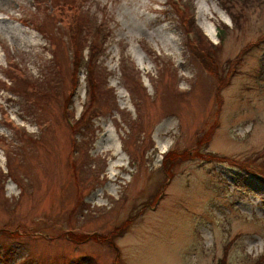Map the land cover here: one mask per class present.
Returning <instances> with one entry per match:
<instances>
[{
  "label": "rangeland",
  "instance_id": "374dc122",
  "mask_svg": "<svg viewBox=\"0 0 264 264\" xmlns=\"http://www.w3.org/2000/svg\"><path fill=\"white\" fill-rule=\"evenodd\" d=\"M62 1L0 0V264H264V183L208 158L264 162V0H189L216 74L169 0ZM74 12L83 56L103 46L90 105Z\"/></svg>",
  "mask_w": 264,
  "mask_h": 264
},
{
  "label": "trees",
  "instance_id": "16d2710c",
  "mask_svg": "<svg viewBox=\"0 0 264 264\" xmlns=\"http://www.w3.org/2000/svg\"><path fill=\"white\" fill-rule=\"evenodd\" d=\"M56 2V1H55ZM58 5V9L59 11H69V9H71V5L72 3H68L66 2V0L60 2V3H56ZM68 9V10H67ZM71 12V11H70ZM79 16V15H78ZM80 22V19L77 21L76 19V13L74 12L72 17H71V22L69 23V27L68 29L72 31V33H70L69 35V42L71 44V51H72V87H71V91L70 93L73 91V88L76 86L77 84V75H76V71L80 68V66H84V69L86 70V92H87V101H88V105L92 104L95 99H96V94L98 93L96 91V89H99V86H97V82H96V77L94 75V68H95V61L97 59V56L100 54V52L103 49L102 44H98L96 41L90 42L89 43V53L88 56L86 58L83 57L82 55V46H83V40L81 38H79V29H78V24ZM181 24H183L185 27L183 28L184 31L186 32V38H185V45L187 47V49L189 50V52L194 55L195 57L199 58V60L202 62L203 67L210 73V74H216L217 73V69H216V61L214 59V52L217 48L220 47L221 42L219 45H214L212 44L203 34L202 32L199 30V28L194 24V20L192 19H184L183 16H181ZM97 29V33L101 34V29L98 28L97 25H95ZM193 31V35H194V39L191 42L188 38V33ZM79 36V37H78ZM220 40H222V36H220ZM245 52V51H244ZM243 51L239 52L235 58L228 60V67L226 68V70L224 71V74H217L218 78V85L215 89V97L217 99L218 102L222 101L221 98V90L223 88V86H226L233 74L234 68L233 66L236 64V62L238 61L239 58L242 57ZM237 70V69H236ZM19 80H21L22 83H25L26 80L24 78H20ZM27 83V82H26ZM103 89V87H102ZM104 91V90H103ZM71 99L70 97L67 98L66 104L62 107V117L63 120L65 121L67 119V117L65 115H68L70 118L72 119L73 123L72 125L69 127L70 130L72 131H76L77 128L79 127V122L78 119L74 118V113L71 107L68 106V104H70ZM86 115V113H84L81 117H84ZM79 118V119H80ZM67 121V120H66ZM210 138L209 134H207L205 137H202L203 141H208ZM168 155L170 156L171 159V163H173L175 161L176 157H179V154L175 153L174 151L168 152L165 157H167ZM209 159H219V160H224L223 157L220 156H216L213 154H209L208 155ZM63 234L66 237L71 238L74 241H85V239H87L88 237H92V239H98V236H96L95 234L91 235V234H84V233H73L71 231H66V233L63 232Z\"/></svg>",
  "mask_w": 264,
  "mask_h": 264
},
{
  "label": "bare ground",
  "instance_id": "6f19581e",
  "mask_svg": "<svg viewBox=\"0 0 264 264\" xmlns=\"http://www.w3.org/2000/svg\"><path fill=\"white\" fill-rule=\"evenodd\" d=\"M203 27V26H202ZM203 29H205V33L209 36V37H213L214 38V34H213V30L210 28H206L205 26L203 27ZM114 151L116 152L118 150V148H116V146L113 147Z\"/></svg>",
  "mask_w": 264,
  "mask_h": 264
}]
</instances>
